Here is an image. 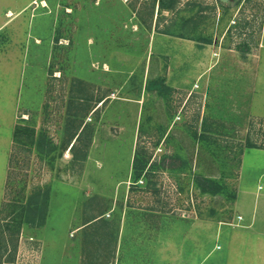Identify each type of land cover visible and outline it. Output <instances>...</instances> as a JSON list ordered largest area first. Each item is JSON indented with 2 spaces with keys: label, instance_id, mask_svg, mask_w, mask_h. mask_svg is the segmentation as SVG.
<instances>
[{
  "label": "rangeland",
  "instance_id": "1",
  "mask_svg": "<svg viewBox=\"0 0 264 264\" xmlns=\"http://www.w3.org/2000/svg\"><path fill=\"white\" fill-rule=\"evenodd\" d=\"M253 143L264 0H0V264H247Z\"/></svg>",
  "mask_w": 264,
  "mask_h": 264
},
{
  "label": "crops",
  "instance_id": "2",
  "mask_svg": "<svg viewBox=\"0 0 264 264\" xmlns=\"http://www.w3.org/2000/svg\"><path fill=\"white\" fill-rule=\"evenodd\" d=\"M248 148L252 150H248L250 161L248 164L251 169L247 182L241 180L239 172L232 225L233 239L239 238L241 246L245 245V239H248L247 264H264V146L253 143ZM245 152L246 149L241 155V164ZM239 194H244L249 199L242 201ZM238 254L243 255L241 251ZM237 264H241V257Z\"/></svg>",
  "mask_w": 264,
  "mask_h": 264
},
{
  "label": "trees",
  "instance_id": "3",
  "mask_svg": "<svg viewBox=\"0 0 264 264\" xmlns=\"http://www.w3.org/2000/svg\"><path fill=\"white\" fill-rule=\"evenodd\" d=\"M158 1H159V3H161L162 6H170V4L172 2V0H158ZM148 88L149 89L156 88L158 90H161L163 87L160 85V83L151 81L148 84ZM72 146H73V144H71V147ZM139 167H140L139 165H135V169L137 170V173H139V171H138ZM30 209H32V208H30ZM40 217L43 219V215L42 216L40 215ZM14 226H15V234L18 235L20 222L19 221L15 222ZM0 231H1V228H0ZM16 235H14L13 238L11 239L13 250L16 248V244H17L16 243ZM3 240H5L4 242H6V238Z\"/></svg>",
  "mask_w": 264,
  "mask_h": 264
}]
</instances>
